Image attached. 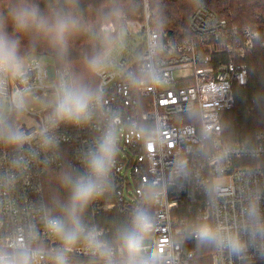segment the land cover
<instances>
[{"label": "built area", "instance_id": "built-area-1", "mask_svg": "<svg viewBox=\"0 0 264 264\" xmlns=\"http://www.w3.org/2000/svg\"><path fill=\"white\" fill-rule=\"evenodd\" d=\"M142 1L141 16L104 28L115 41L93 73L100 102L90 123L51 126L55 85L65 72L54 63L25 57L24 75L2 85L0 128L21 138L17 144L0 141L5 264L23 252L33 264H52L62 241L45 224L52 217L46 174L64 162L83 173V156L108 130L117 140L110 186L89 205L85 224L100 231L99 239L111 242L133 209L147 206L155 227L146 248L159 252L162 264H264V130L251 146L220 143L234 89L247 82V59L264 48V27L229 25L196 0L191 36L172 39L153 27L156 13L150 0ZM40 99L38 110L27 105ZM46 137L52 146H44ZM204 221L237 233L242 250L198 243L192 231ZM67 255L69 264H96L83 242Z\"/></svg>", "mask_w": 264, "mask_h": 264}, {"label": "clouds", "instance_id": "clouds-1", "mask_svg": "<svg viewBox=\"0 0 264 264\" xmlns=\"http://www.w3.org/2000/svg\"><path fill=\"white\" fill-rule=\"evenodd\" d=\"M67 8H53L48 14H42L38 5L29 0H19L7 8V16L0 12V98L6 78L24 75L25 62L19 55L20 39L9 33L10 21L14 32L32 34L47 42L59 56L67 52L70 38L80 29V21L74 15V0H66ZM92 73L101 70V61L94 58L88 61ZM99 93L79 81L70 72L60 74L55 85L51 101L52 111L49 122L52 127L61 123L82 126L91 122L94 110L99 106ZM19 135L6 136L0 128V141L17 144ZM54 143L52 137H46L44 146ZM117 154V140L111 130L105 131L83 156V173H65L61 183L68 189L69 198L62 207L60 217H50L45 224L53 235L62 241V247L53 255L52 264H69L67 253L83 242L96 264H162L160 253L152 254L146 248V241L154 230V218L147 206L133 209L130 219L118 226L114 238L99 239L101 233L95 227L89 228L83 221V213L95 200L99 199L110 186V174ZM183 167V162L178 164ZM152 196L145 197L149 204ZM255 213V206L249 214ZM192 235L200 244H211L239 253L243 243L237 233L221 226L200 222L194 226ZM0 264L5 262L0 259ZM10 264H33V258L27 252L17 255Z\"/></svg>", "mask_w": 264, "mask_h": 264}, {"label": "trees", "instance_id": "trees-1", "mask_svg": "<svg viewBox=\"0 0 264 264\" xmlns=\"http://www.w3.org/2000/svg\"><path fill=\"white\" fill-rule=\"evenodd\" d=\"M196 0H150L156 15L153 27L165 32L172 39L182 40L191 36L190 18ZM19 0H0V12L7 16V8ZM39 6L42 14L53 8H67L66 0H29ZM204 5L218 18L229 25L264 27V0H202ZM74 15L80 21L79 31L73 35L63 57L47 42L32 34L13 31L11 22L7 24L10 34L18 36L21 43L19 55H49L61 70L70 72L79 81L96 91L97 80L88 69V61H100L114 43L115 36L104 28L112 24L118 27L123 19L133 20L143 13L142 0H74ZM190 121H185L189 123ZM220 143L224 146L236 144L251 146L255 135L264 130V48L256 47L247 59V82L234 89V107L223 115ZM68 172L77 173L64 162L48 170L44 180V194L48 213L52 217L62 215V207L69 198L68 189L61 183V177ZM89 206L83 213V221L88 222ZM116 222V221H115Z\"/></svg>", "mask_w": 264, "mask_h": 264}, {"label": "rangeland", "instance_id": "rangeland-1", "mask_svg": "<svg viewBox=\"0 0 264 264\" xmlns=\"http://www.w3.org/2000/svg\"><path fill=\"white\" fill-rule=\"evenodd\" d=\"M37 60L44 63V64H48V65H51L53 64V60L52 58L49 56V55H38L37 57ZM28 106L29 107H32L34 110H38L42 107V104H43V100L40 99L39 101H36V102H27Z\"/></svg>", "mask_w": 264, "mask_h": 264}]
</instances>
